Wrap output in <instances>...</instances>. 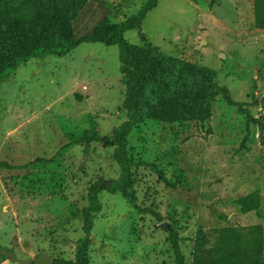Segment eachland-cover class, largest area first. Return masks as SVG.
Here are the masks:
<instances>
[{
  "label": "rangeland",
  "instance_id": "obj_1",
  "mask_svg": "<svg viewBox=\"0 0 264 264\" xmlns=\"http://www.w3.org/2000/svg\"><path fill=\"white\" fill-rule=\"evenodd\" d=\"M0 1L8 9L22 2L15 9L20 16L40 4L56 7L70 24L97 3L108 9L101 21L119 23L145 2L32 0L29 7L24 0ZM90 25L57 28L49 38L59 46L28 48L0 69V249L18 258L47 254L75 262L87 237L83 215L91 187L120 176L111 144L126 120L119 48L75 45L78 35L91 34ZM125 39L214 72L234 101L264 121V29L256 26L255 0H158L142 29ZM207 114L204 120L149 119L128 136L137 207L101 190L91 264H177L172 231L186 264H194L197 242L204 243L202 264H264L262 130L222 95ZM97 136L109 140H91ZM254 193L257 205L245 210L241 200ZM0 264L18 263L0 256Z\"/></svg>",
  "mask_w": 264,
  "mask_h": 264
},
{
  "label": "trees",
  "instance_id": "obj_2",
  "mask_svg": "<svg viewBox=\"0 0 264 264\" xmlns=\"http://www.w3.org/2000/svg\"><path fill=\"white\" fill-rule=\"evenodd\" d=\"M31 2L33 1L24 0V4H28L29 7ZM21 3L12 5L14 9L12 10L4 5L5 1H0V69H3L10 57L21 56L28 48L44 44L59 46L55 39L49 38L50 32H54L57 28L63 33L66 30L67 32L75 30L73 21L70 24L68 17L61 9L55 7L50 10L40 4L33 7L31 14L20 16L15 9H21ZM157 3L158 0H145L139 12L128 19L115 24L104 20L96 25L91 34L78 35L75 45L83 42H103L108 46H118L120 71L126 86V97L122 103L126 120L111 140L114 146V159L120 168V176L109 186L102 187L96 183L91 187L89 204L83 215L87 237L78 245L76 261L57 258L55 264H91L89 253L93 244L91 233L94 228V216L102 211L99 199L101 190H107L113 194L120 193L129 204L137 207L132 176L134 165L128 155V136L146 120L156 119L168 122L204 120L208 115L210 103L222 95L228 105L237 107L247 116L249 122L260 127L264 145V121L255 119L243 109L242 103L234 101L229 90L217 84L214 72L166 56L152 44L148 43L141 47L127 42L125 33L133 29L141 30L144 20L157 7ZM255 19L256 26L264 29V0H255ZM36 20H42L44 23L36 25ZM141 36L145 38L143 33ZM46 48L41 49H49V47ZM194 107L197 108L196 111ZM91 140L103 142L109 139L97 136L92 137ZM157 173L164 180V174L158 169ZM258 199L259 195L254 193L243 198L241 204L245 210H251L257 205ZM144 212L152 215L157 221L163 220L162 215L153 209H147ZM169 241L177 264H186L178 234L172 231ZM203 248L204 243L197 242L194 264H202Z\"/></svg>",
  "mask_w": 264,
  "mask_h": 264
},
{
  "label": "crops",
  "instance_id": "obj_3",
  "mask_svg": "<svg viewBox=\"0 0 264 264\" xmlns=\"http://www.w3.org/2000/svg\"><path fill=\"white\" fill-rule=\"evenodd\" d=\"M93 7H92V10H88L87 12L81 13V15L78 19L77 18L73 19L74 29H75V27L77 29L78 27H82L85 24L91 23L90 29L92 32L98 23L97 21H101L100 20L101 17L103 15H107V13H108L107 7H103L101 4L97 3V5H94ZM78 20H81V25L78 23Z\"/></svg>",
  "mask_w": 264,
  "mask_h": 264
},
{
  "label": "water",
  "instance_id": "obj_4",
  "mask_svg": "<svg viewBox=\"0 0 264 264\" xmlns=\"http://www.w3.org/2000/svg\"><path fill=\"white\" fill-rule=\"evenodd\" d=\"M109 186V184L107 185ZM0 256L7 257L11 262L18 264H55L56 258L47 254H41L36 260L22 259L16 256V253L10 249H0Z\"/></svg>",
  "mask_w": 264,
  "mask_h": 264
}]
</instances>
